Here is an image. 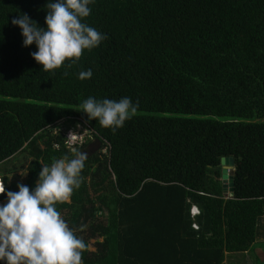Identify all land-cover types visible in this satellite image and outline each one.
<instances>
[{
  "label": "trees",
  "instance_id": "16d2710c",
  "mask_svg": "<svg viewBox=\"0 0 264 264\" xmlns=\"http://www.w3.org/2000/svg\"><path fill=\"white\" fill-rule=\"evenodd\" d=\"M46 2L0 0V165L24 152L31 191L43 165L71 155L50 131L60 120L107 147L74 146L88 154L81 183L55 205L86 245L82 264H223L252 250L264 219V0H95L83 22L107 38L48 71L11 23L24 13L44 27ZM90 96L138 110L113 132L80 111Z\"/></svg>",
  "mask_w": 264,
  "mask_h": 264
},
{
  "label": "clouds",
  "instance_id": "9594fccd",
  "mask_svg": "<svg viewBox=\"0 0 264 264\" xmlns=\"http://www.w3.org/2000/svg\"><path fill=\"white\" fill-rule=\"evenodd\" d=\"M94 2L47 0L44 27L24 13H18L11 23L21 30L24 47L35 44L37 50L30 53L31 57L43 70H54L66 60L77 62L84 50L98 47L107 38L83 22L91 14L90 5ZM91 77V69L78 74L81 80ZM79 107L89 120L115 132L136 114L138 103L130 97L117 101L90 96ZM80 134L82 132H77L74 139L68 134L66 144L69 139L73 140V145L69 146L71 155L43 165L31 191L27 185L18 183V191L5 192L6 182L0 179V194L5 195V202L0 204V262L3 264H82L86 245L55 207L57 203L68 201L80 186V174L88 156L74 147L84 142V135ZM229 167L232 169H227ZM233 169V165L226 166L228 174ZM196 210L193 205L191 215Z\"/></svg>",
  "mask_w": 264,
  "mask_h": 264
},
{
  "label": "rangeland",
  "instance_id": "374dc122",
  "mask_svg": "<svg viewBox=\"0 0 264 264\" xmlns=\"http://www.w3.org/2000/svg\"><path fill=\"white\" fill-rule=\"evenodd\" d=\"M50 131L52 133L61 132L64 134L66 138L68 134L71 135L73 133L71 135L72 139L76 137L77 132H82V134L84 135L82 140H84V142L86 140L91 141L87 148L88 149L94 148V144L96 141L94 136L90 133V130L87 128V126L79 120H75V121L60 120L50 127ZM99 151H101L102 153H106L107 147H103V145H100L98 149L96 150L94 149V151L92 152H99ZM85 152L87 153V150ZM29 160L30 159L27 157V155L24 152H20L17 155H15L13 158L8 160L7 162L0 165L1 178H3L5 173L4 167L8 166L10 169L13 170L9 174H7L8 175L7 182L5 183V186L7 185L11 187V191L13 192L18 191L17 189L18 183L24 184L23 181L26 178V174H27L26 166ZM227 169H232V168L229 167ZM4 202L5 201H0V204H3ZM98 217L101 218L102 215H99ZM261 225L262 227L260 229V236L256 239V242L253 245L254 248L249 252L247 251L246 253H241V252L228 253L226 255V259L223 264H264V219L262 220ZM94 241H95L94 239L90 241L89 250H95Z\"/></svg>",
  "mask_w": 264,
  "mask_h": 264
},
{
  "label": "water",
  "instance_id": "95a60500",
  "mask_svg": "<svg viewBox=\"0 0 264 264\" xmlns=\"http://www.w3.org/2000/svg\"><path fill=\"white\" fill-rule=\"evenodd\" d=\"M101 145V142L99 139H96L95 141V144H94V148H89L92 151H94V149H98ZM221 165H223V168H222V181L223 183L225 184L226 182H228L227 184L228 185H231L232 183V180H233V175H234V169L231 171L230 174L227 173V170H226V166L227 165H233V158H225V157H222L221 158Z\"/></svg>",
  "mask_w": 264,
  "mask_h": 264
},
{
  "label": "built area",
  "instance_id": "2783aa9c",
  "mask_svg": "<svg viewBox=\"0 0 264 264\" xmlns=\"http://www.w3.org/2000/svg\"><path fill=\"white\" fill-rule=\"evenodd\" d=\"M70 145L71 146L73 145V140L72 139H69L68 146H70ZM0 179H2V178L0 177ZM198 212H199L198 210L192 211V216L198 214ZM193 227L196 228V229L198 228L196 224H193Z\"/></svg>",
  "mask_w": 264,
  "mask_h": 264
},
{
  "label": "flooded vegetation",
  "instance_id": "af4514ba",
  "mask_svg": "<svg viewBox=\"0 0 264 264\" xmlns=\"http://www.w3.org/2000/svg\"><path fill=\"white\" fill-rule=\"evenodd\" d=\"M88 149V148H87ZM88 151H89V149H88ZM89 152H91V151H89Z\"/></svg>",
  "mask_w": 264,
  "mask_h": 264
}]
</instances>
